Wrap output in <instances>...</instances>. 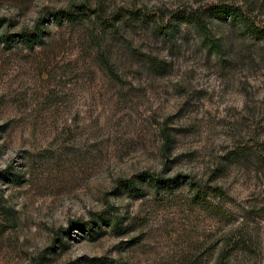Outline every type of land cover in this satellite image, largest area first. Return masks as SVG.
I'll list each match as a JSON object with an SVG mask.
<instances>
[{"label": "rangeland", "instance_id": "374dc122", "mask_svg": "<svg viewBox=\"0 0 264 264\" xmlns=\"http://www.w3.org/2000/svg\"><path fill=\"white\" fill-rule=\"evenodd\" d=\"M80 4L106 23L48 19ZM216 6L238 16L174 19ZM0 20V264H264V0H0ZM143 172L185 184L121 188Z\"/></svg>", "mask_w": 264, "mask_h": 264}, {"label": "trees", "instance_id": "16d2710c", "mask_svg": "<svg viewBox=\"0 0 264 264\" xmlns=\"http://www.w3.org/2000/svg\"><path fill=\"white\" fill-rule=\"evenodd\" d=\"M237 9L230 8L228 6H216L215 8L206 10V11H197L191 14L188 13H180L176 14L174 19L178 20L179 23H187L192 24L195 27L199 28L202 31L207 32V24L209 19L215 17H237ZM140 12L136 11H129L130 19L139 22L141 20ZM240 15V14H239ZM48 19L50 21L55 22L59 25L64 23H81L84 21H93L95 24H99L103 26L106 23L105 13L100 12L96 9H91L85 4L74 5L68 9H58L53 11L49 16ZM119 19V20H118ZM43 21V20H42ZM41 21V22H42ZM120 18L115 17L113 23H111L112 27L115 28L116 24L120 22ZM2 21L0 20V26ZM249 28V26H248ZM252 36L260 39H264V30L263 29H249ZM23 39L30 45L33 46L36 43L41 42L43 37V30L40 27H36L33 31H25L22 33ZM211 45L216 50H220V46L214 41H211ZM167 143L170 142L169 138H166ZM139 183H150L153 188L160 192L161 190H174L179 189L184 186V180L182 176H176L174 178H167L164 177L163 174H152L149 172H143L140 175H137L129 180H125L121 182V188L124 190H130L135 192H141V189L138 187ZM193 185V184H192ZM193 190L196 191V196L200 197L202 193H207L199 187L194 188ZM213 192H216V188L213 189ZM204 194V195H205ZM143 195V194H142ZM201 198H203L201 196ZM109 215L108 211H105L101 214H97V216L105 220Z\"/></svg>", "mask_w": 264, "mask_h": 264}]
</instances>
